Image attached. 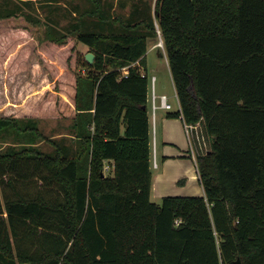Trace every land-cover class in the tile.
Listing matches in <instances>:
<instances>
[{
    "label": "trees",
    "instance_id": "1",
    "mask_svg": "<svg viewBox=\"0 0 264 264\" xmlns=\"http://www.w3.org/2000/svg\"><path fill=\"white\" fill-rule=\"evenodd\" d=\"M32 3L0 0V20L75 35L95 59L51 150L37 118L0 115V264H264V0H156L157 24L118 31L43 23ZM158 29L181 106L169 115L211 136L204 195L160 203L145 58Z\"/></svg>",
    "mask_w": 264,
    "mask_h": 264
},
{
    "label": "rangeland",
    "instance_id": "2",
    "mask_svg": "<svg viewBox=\"0 0 264 264\" xmlns=\"http://www.w3.org/2000/svg\"><path fill=\"white\" fill-rule=\"evenodd\" d=\"M28 11L42 20L45 17L43 8L38 7L35 2ZM44 30V24H33L23 16L0 20V115L37 118L41 131L47 137L39 145L44 150H51L53 147L48 140L59 138L69 131L67 126L71 119L65 114H69L73 107V87L77 76L86 74V68L81 61L89 51L88 46L75 35H71L65 44L43 41ZM149 64L158 78L157 93L161 94V86L165 88L170 102L178 108L176 87L166 57L164 54L161 56L156 52L151 53ZM151 88L149 79V105L152 98ZM150 115L152 116L151 111ZM184 130L187 143L185 155L172 161L179 162V166L186 171L191 169L196 177L181 176L168 191L173 194L184 193L182 195L203 194L204 188L198 179L199 173L197 176L195 156L198 146L203 143L193 141L185 128ZM206 142L210 148L211 142L207 134ZM8 144L0 140V150ZM199 152L205 154V149ZM152 169L153 178H158L161 171L154 168L153 163ZM152 198L160 202L162 199L154 192Z\"/></svg>",
    "mask_w": 264,
    "mask_h": 264
},
{
    "label": "crops",
    "instance_id": "3",
    "mask_svg": "<svg viewBox=\"0 0 264 264\" xmlns=\"http://www.w3.org/2000/svg\"><path fill=\"white\" fill-rule=\"evenodd\" d=\"M34 2L37 3L38 7L41 6L45 12V17L42 20L43 23L50 22L51 24H57L56 26L59 28H73L78 26V23L80 24L82 22L84 27H91L92 29L106 28L118 31L124 28H145V20L148 21L149 18H153L157 24L155 15L156 0H33L31 7L34 6ZM25 9L29 12L27 6ZM79 17L81 18L78 19ZM160 39L163 40L162 35L160 37H151L148 39L147 52L145 55L147 74L149 77L150 75H155L157 77V75L153 73L154 69L149 64V55L156 52L158 55L162 56V54H164L166 57L168 69L172 77L165 46L158 45ZM139 63L140 61H137L132 63V65H139ZM162 93L168 94L165 88L161 86V94ZM176 96L178 98L177 92ZM180 107L179 101L178 108H175L174 105L171 110L159 107L156 109L155 114H153L149 108L152 114V116L150 115L151 146H153L152 163L154 164V161H156L157 167L154 165L153 167L161 171L158 178L154 179L152 177L151 199L157 203H160V201L152 198L153 192L161 198L166 195H182L184 193H170V191H168L169 187H172L174 182L181 176L188 178L196 177V174L191 172V169L186 171L182 166H179V162L172 161V159L185 155L184 151L187 148L184 137L185 120L183 116L169 115L179 110ZM195 156L197 159L199 153L197 152ZM198 173L197 170V176ZM190 195H204V193Z\"/></svg>",
    "mask_w": 264,
    "mask_h": 264
},
{
    "label": "built area",
    "instance_id": "4",
    "mask_svg": "<svg viewBox=\"0 0 264 264\" xmlns=\"http://www.w3.org/2000/svg\"><path fill=\"white\" fill-rule=\"evenodd\" d=\"M158 32L161 36V32L160 29H158ZM159 46H163L164 42L162 39H160V41L158 42ZM132 65V64H131ZM129 67L130 66H125L122 68L123 74H128L129 72ZM150 81H151V90H152V98H151V111L153 114H155L156 109L159 107H163L167 110H171L173 109V104L170 102L169 96L167 94H158L157 90H156V81H157V77L155 75H152L149 77ZM203 126V127H202ZM185 129L187 134L189 135V137L191 139L196 140V142H202L203 144L199 145L197 148V152L199 154H201L199 151H203V149H205V153H207V151L210 149L207 147V142H206V134L208 135L209 139H210V135L206 132V130L204 129V124L201 121H198L196 123H190L185 121ZM204 137V138H203ZM211 142V140H210ZM211 146V144H210ZM196 152V153H197ZM155 167H157V162L154 161L153 164Z\"/></svg>",
    "mask_w": 264,
    "mask_h": 264
},
{
    "label": "water",
    "instance_id": "5",
    "mask_svg": "<svg viewBox=\"0 0 264 264\" xmlns=\"http://www.w3.org/2000/svg\"><path fill=\"white\" fill-rule=\"evenodd\" d=\"M85 57L90 63H92L95 59V54L93 52H87ZM237 264H243V263L240 259H238Z\"/></svg>",
    "mask_w": 264,
    "mask_h": 264
}]
</instances>
